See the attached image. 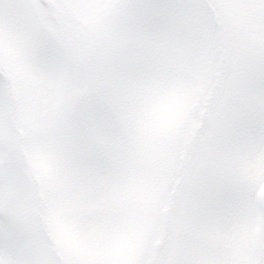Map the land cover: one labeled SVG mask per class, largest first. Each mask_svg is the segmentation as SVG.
<instances>
[{
  "label": "snow or ice",
  "instance_id": "snow-or-ice-1",
  "mask_svg": "<svg viewBox=\"0 0 264 264\" xmlns=\"http://www.w3.org/2000/svg\"><path fill=\"white\" fill-rule=\"evenodd\" d=\"M0 264H264V0H0Z\"/></svg>",
  "mask_w": 264,
  "mask_h": 264
}]
</instances>
